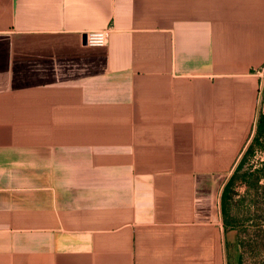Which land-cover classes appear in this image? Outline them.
<instances>
[{
	"label": "crops",
	"instance_id": "obj_1",
	"mask_svg": "<svg viewBox=\"0 0 264 264\" xmlns=\"http://www.w3.org/2000/svg\"><path fill=\"white\" fill-rule=\"evenodd\" d=\"M260 113L264 0H0V264H239Z\"/></svg>",
	"mask_w": 264,
	"mask_h": 264
},
{
	"label": "rangeland",
	"instance_id": "obj_2",
	"mask_svg": "<svg viewBox=\"0 0 264 264\" xmlns=\"http://www.w3.org/2000/svg\"><path fill=\"white\" fill-rule=\"evenodd\" d=\"M242 154L228 176L224 219L237 233L239 264H264V152Z\"/></svg>",
	"mask_w": 264,
	"mask_h": 264
},
{
	"label": "trees",
	"instance_id": "obj_3",
	"mask_svg": "<svg viewBox=\"0 0 264 264\" xmlns=\"http://www.w3.org/2000/svg\"><path fill=\"white\" fill-rule=\"evenodd\" d=\"M255 148H258L259 150L264 152V114H261V113L257 117L254 136L251 138L250 142L246 146L242 155L246 156V155L252 154ZM232 179H233V175H231L227 179L226 183L224 184L222 188L221 194H220V212H221L222 222L224 226L227 225V222L225 221L224 216L226 212L225 207H226L227 200H228V190L231 185Z\"/></svg>",
	"mask_w": 264,
	"mask_h": 264
},
{
	"label": "built area",
	"instance_id": "obj_4",
	"mask_svg": "<svg viewBox=\"0 0 264 264\" xmlns=\"http://www.w3.org/2000/svg\"><path fill=\"white\" fill-rule=\"evenodd\" d=\"M104 34L103 33H90L87 35V40L92 44H101L104 42Z\"/></svg>",
	"mask_w": 264,
	"mask_h": 264
}]
</instances>
